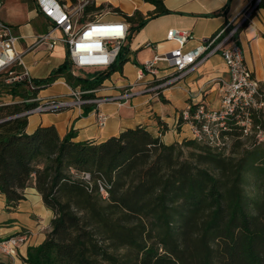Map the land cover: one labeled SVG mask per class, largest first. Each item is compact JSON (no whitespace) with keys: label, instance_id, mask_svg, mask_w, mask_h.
<instances>
[{"label":"trees","instance_id":"obj_1","mask_svg":"<svg viewBox=\"0 0 264 264\" xmlns=\"http://www.w3.org/2000/svg\"><path fill=\"white\" fill-rule=\"evenodd\" d=\"M146 1L155 6L149 16L168 12L162 0ZM92 8L86 4L84 12ZM120 12L130 38L145 19L138 11ZM124 60L120 51L110 68L72 75L66 58L43 80L34 79L32 89L23 79L5 82L8 72H0V95L12 97L0 99V193L13 207L33 181L52 211L44 239L29 246L23 260L264 264V144L237 130L222 147L187 136L164 142L141 123L101 141L75 140L72 129L60 136L52 124L25 130L27 115L17 113L36 101L24 98L58 76L70 85L94 87ZM159 123L162 133L166 124ZM99 182L107 184L105 197Z\"/></svg>","mask_w":264,"mask_h":264},{"label":"crops","instance_id":"obj_2","mask_svg":"<svg viewBox=\"0 0 264 264\" xmlns=\"http://www.w3.org/2000/svg\"><path fill=\"white\" fill-rule=\"evenodd\" d=\"M104 1L128 15L138 11L145 21L122 45L120 51L125 60L103 79V83L108 86L97 91V94L117 93L136 80V73L143 61L173 48L175 43L165 36L170 28L189 29L191 37L184 48L193 47L209 37L226 19L234 18L246 0H162L168 12L152 16L149 15L153 13L155 6L146 0ZM0 18L17 36L14 49L20 53L21 62L14 65L16 72L26 69L32 80H43L67 58L65 45L62 43L51 49L44 43L33 44L35 37L46 32L50 23L49 18L39 10L37 0H0ZM237 40L247 67L264 85V7L256 8L250 20L238 31ZM158 66L155 77L146 73L141 85L148 79L173 72L171 67H165L163 61H159ZM75 73L77 74L76 71ZM227 79L226 66L220 55L214 53L168 86L135 94L121 104L114 100L102 102L98 110L106 117L101 125L97 123V110L91 105H83L56 112L28 114L25 130L30 132L39 124H52L60 136L72 129L75 140L101 141L124 127L141 123L154 134H160L164 142L180 140L188 135L185 123L180 121L176 126L180 120V110L190 100L194 103L202 99L208 105L216 106L219 85ZM69 85L64 76H58L38 89L36 96L41 99L65 94ZM0 99L10 101L12 97L8 93H1ZM159 121L166 124V130L162 133ZM23 193L24 197L13 207L5 204L4 195L0 193V238L18 234L21 230L26 231V237L18 244L15 255L0 253V260L7 264H28L23 260L27 248L44 239L52 216L51 209L43 203L33 181L24 187Z\"/></svg>","mask_w":264,"mask_h":264},{"label":"built area","instance_id":"obj_3","mask_svg":"<svg viewBox=\"0 0 264 264\" xmlns=\"http://www.w3.org/2000/svg\"><path fill=\"white\" fill-rule=\"evenodd\" d=\"M259 1L246 0L234 18L226 19L209 37L190 48H184L191 37L190 30L170 28L165 36L166 39L172 40L175 46L143 61L136 73V80L117 93L97 94V91L108 86L103 80L94 87L69 85L65 94L41 99L36 95L24 98L27 102L36 103L17 114L56 112L73 106L91 105L97 110V123L101 125L106 117L98 110L102 102L114 100L121 104L135 94L168 86L185 76L211 54L217 53L226 66L228 79L219 85L216 106L208 105L199 99L194 103L188 101L180 110V121L188 126L187 136L200 143L222 147L229 144L232 130H237L240 137L264 144V85L247 67L243 50L237 40L239 28L250 20ZM87 2L37 0L39 10L49 18L50 23L46 32L35 37L33 44L44 43L48 49L58 43L65 45L72 75H76L74 68L104 70L114 65L129 32V23L123 17L105 18L94 15L81 21L80 13ZM16 39L17 36L11 27L0 18V72H8L4 81L23 79L27 87L32 89L35 84L26 69L18 72L9 70L11 66L21 62L20 53L14 49ZM159 61H163L165 67H171L173 72L163 77L148 79L141 85L146 73L155 77L159 70ZM98 184L101 195L105 197L107 184ZM25 237L26 231L1 237L0 253L15 255L18 244Z\"/></svg>","mask_w":264,"mask_h":264},{"label":"rangeland","instance_id":"obj_4","mask_svg":"<svg viewBox=\"0 0 264 264\" xmlns=\"http://www.w3.org/2000/svg\"><path fill=\"white\" fill-rule=\"evenodd\" d=\"M87 1L88 2L86 4L91 3L94 6V8H92L91 10L87 12H84V8H83V10L80 13L81 21L91 18L94 15H101L103 17H123L120 12L122 10L120 11L116 10L118 7L113 6L111 3L107 1H104V0H87ZM74 70L81 75H85L87 73L86 71H78L79 69H76V68H74ZM247 189L250 192V188L247 187Z\"/></svg>","mask_w":264,"mask_h":264}]
</instances>
